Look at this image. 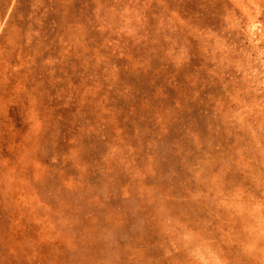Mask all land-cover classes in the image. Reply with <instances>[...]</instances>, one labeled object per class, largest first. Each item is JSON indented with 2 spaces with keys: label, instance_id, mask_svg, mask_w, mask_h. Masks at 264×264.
Instances as JSON below:
<instances>
[{
  "label": "rangeland",
  "instance_id": "rangeland-1",
  "mask_svg": "<svg viewBox=\"0 0 264 264\" xmlns=\"http://www.w3.org/2000/svg\"><path fill=\"white\" fill-rule=\"evenodd\" d=\"M0 264H264V0H0Z\"/></svg>",
  "mask_w": 264,
  "mask_h": 264
}]
</instances>
